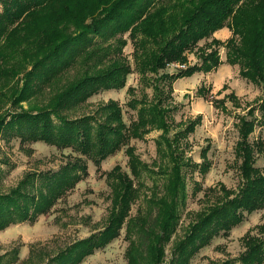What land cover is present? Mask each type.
<instances>
[{"label":"trees","instance_id":"1","mask_svg":"<svg viewBox=\"0 0 264 264\" xmlns=\"http://www.w3.org/2000/svg\"><path fill=\"white\" fill-rule=\"evenodd\" d=\"M0 12V139L16 137L23 144L43 142L60 151L69 150L67 161L57 169L26 172L7 191L0 189V232L12 224L33 223L76 184L88 176V161L99 170L107 157L124 148L129 172L115 165L105 172L110 207L105 226L51 256L44 264H80L95 250L104 248L124 229L129 244L127 264H189L202 248L243 222L245 214L264 207V139L250 141L256 126H264V0H1ZM227 27L224 42L212 37ZM124 35H127L125 38ZM129 40L133 47L131 68L123 55ZM205 41L198 46L200 41ZM218 47L226 50L225 62L239 67V76L261 89L255 107L237 115L240 182L235 189L223 184L203 190L206 204L192 214L183 236L175 239L180 208L186 200L184 169L205 174L207 149L202 163L189 164L187 137L202 116L173 123V83L194 73L215 70L222 62ZM196 49L199 64L176 73L161 72L170 64H186L187 53ZM78 67L65 83L66 73ZM136 71L152 88L132 98L129 108L136 118L127 125L117 101L108 100L91 110L88 99L104 90L122 89ZM150 75V76H148ZM133 93L132 88H128ZM208 90L198 94L206 100ZM237 108L233 93L212 100L226 111L225 101ZM23 103L28 106L24 107ZM258 111V116H254ZM177 127L171 134L172 128ZM161 131L156 141L153 166L136 154L130 140ZM0 158V164H5ZM164 178L160 188L148 187L145 177ZM149 189L148 192L145 190ZM199 190V189H198ZM142 200L145 209L131 214ZM253 230L257 232L252 233ZM243 251L235 258L209 264H264V220L241 238ZM34 251V250H33ZM0 264H12L16 256ZM37 258V262L32 259ZM30 251L28 262H42Z\"/></svg>","mask_w":264,"mask_h":264},{"label":"rangeland","instance_id":"2","mask_svg":"<svg viewBox=\"0 0 264 264\" xmlns=\"http://www.w3.org/2000/svg\"><path fill=\"white\" fill-rule=\"evenodd\" d=\"M3 4L0 0V12ZM229 35L216 33L212 37L226 41L231 32L227 27ZM216 31V32H217ZM215 33V32H214ZM126 38L127 35H124ZM205 41H200L198 46H202ZM221 64L211 72L199 71L190 77L176 80L171 94V104L175 109L171 113L173 123L187 122L200 114L202 120L200 125L195 127L193 133L187 137L185 155L189 164L202 163V151L207 149L206 160L209 162L208 171L201 174L197 169L190 167L184 169L186 183V200L180 208L179 226L174 236L175 239L183 236L184 230L192 218V214L201 209L206 202L203 199V190L223 184L228 189H235L240 182L238 164L239 160L235 156V144L238 140L236 128L237 115H246L250 106L255 107L256 100L261 97V89L239 76V67L229 65L225 62L226 50L218 47ZM123 55L127 58L131 68H134L132 52L133 47L129 40L123 48ZM196 49L187 53V63L181 64L185 68L187 65L199 64ZM177 64L168 66L165 73H176L181 67ZM78 67L70 69L61 83L72 79ZM219 72L220 75L219 76ZM150 76V75H148ZM203 87L208 90L206 100L198 94V89ZM132 88L133 93L128 91ZM233 93L238 98L240 107L237 108L229 100L225 101L227 110L215 108L212 104L214 99H222ZM152 88L146 85L145 80H141L136 71H132L127 78L124 88L116 90H104L91 96L88 99L90 108L88 111L105 104L108 100H115L122 109V116L125 123L136 118L135 111L129 108L128 102L132 98L140 99L147 95L151 99ZM27 107V103H23ZM258 111L254 116H258ZM249 118L248 115H246ZM177 127H173L171 134ZM161 131L152 130L143 139H132L130 145L136 150V154L141 160L153 166V161L157 160L156 141ZM257 138L264 139V126H256L250 135V141ZM124 148L114 155L107 157L100 164L98 170L92 162L88 161V176L78 182L75 188L64 198L59 200L49 211L40 215L35 222H22L12 224L0 232V256L7 254L8 260L16 256L12 264H31L28 258L31 253L42 255L44 264L57 251L84 239L91 234L97 233L105 226V220L110 207V189L105 180V172L110 171L115 165H120L122 169L129 172L128 158ZM69 150L60 151L54 146L43 142L21 143L16 137L0 139V158L5 160V164H0V189L7 191L15 186L26 172L35 170L57 169L65 163L69 157ZM255 166L264 167V159L259 156ZM144 182L148 187L157 184L160 188L164 183V178L159 175L145 177ZM199 189V190H198ZM146 192L149 189L145 190ZM145 209L142 200L132 206L131 214L134 216L137 209ZM264 220V207L251 214H245L244 220L238 226L230 230L227 236L221 234L215 237L211 243L202 248L189 264H209L211 261L221 262L226 259L235 258L243 251L241 238L243 235L261 224ZM257 231L253 230L255 234ZM128 240L125 238L124 229L120 235L110 241L104 248L95 250L93 254L87 256L80 264H127L126 250ZM169 248H166L164 264L169 262ZM34 250V251H33ZM35 263L37 258H32Z\"/></svg>","mask_w":264,"mask_h":264},{"label":"crops","instance_id":"3","mask_svg":"<svg viewBox=\"0 0 264 264\" xmlns=\"http://www.w3.org/2000/svg\"><path fill=\"white\" fill-rule=\"evenodd\" d=\"M225 32H226V34L229 35V32L226 29H222V30L218 31L217 33H225Z\"/></svg>","mask_w":264,"mask_h":264},{"label":"built area","instance_id":"4","mask_svg":"<svg viewBox=\"0 0 264 264\" xmlns=\"http://www.w3.org/2000/svg\"><path fill=\"white\" fill-rule=\"evenodd\" d=\"M175 64H170L169 66H174ZM178 65V64H177ZM179 66V65H178ZM179 67H181V68H183V66H179Z\"/></svg>","mask_w":264,"mask_h":264},{"label":"bare ground","instance_id":"5","mask_svg":"<svg viewBox=\"0 0 264 264\" xmlns=\"http://www.w3.org/2000/svg\"><path fill=\"white\" fill-rule=\"evenodd\" d=\"M217 32H218V31H217ZM217 32H215L214 34H216ZM219 76H221V75H220V72H219Z\"/></svg>","mask_w":264,"mask_h":264}]
</instances>
